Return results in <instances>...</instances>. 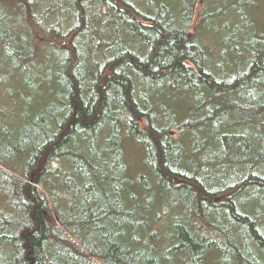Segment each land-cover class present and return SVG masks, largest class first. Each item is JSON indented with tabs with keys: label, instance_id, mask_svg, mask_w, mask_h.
<instances>
[{
	"label": "trees",
	"instance_id": "16d2710c",
	"mask_svg": "<svg viewBox=\"0 0 264 264\" xmlns=\"http://www.w3.org/2000/svg\"><path fill=\"white\" fill-rule=\"evenodd\" d=\"M262 2L0 0V264H264Z\"/></svg>",
	"mask_w": 264,
	"mask_h": 264
},
{
	"label": "rangeland",
	"instance_id": "374dc122",
	"mask_svg": "<svg viewBox=\"0 0 264 264\" xmlns=\"http://www.w3.org/2000/svg\"><path fill=\"white\" fill-rule=\"evenodd\" d=\"M262 3H263V6H264V2H262ZM263 15H264V9H263ZM7 104H8V105H11V102L8 101ZM11 113H16L15 116H14V119H13V120H15V122H16L17 120H19V114H20V113H19V108L15 109V110H12ZM127 153L129 154V157L131 156V158H132V157H135V154H136L132 148L128 149V150H127Z\"/></svg>",
	"mask_w": 264,
	"mask_h": 264
}]
</instances>
